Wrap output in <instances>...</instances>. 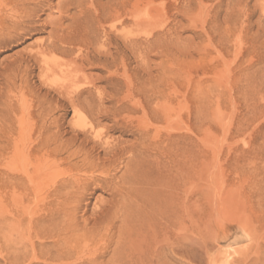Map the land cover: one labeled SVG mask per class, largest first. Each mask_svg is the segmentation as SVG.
<instances>
[{
    "label": "bare ground",
    "instance_id": "bare-ground-1",
    "mask_svg": "<svg viewBox=\"0 0 264 264\" xmlns=\"http://www.w3.org/2000/svg\"><path fill=\"white\" fill-rule=\"evenodd\" d=\"M73 9L78 11L71 14ZM130 19L131 0H0V56L33 33L49 35L0 63V240L25 229L29 247L11 264H153L184 216L195 225L193 205L185 206L190 200L184 207L179 200L196 170L199 101L193 98L187 115L172 120L167 103L179 101L181 90L150 85L139 90L146 100L127 105L111 95L106 107V94L84 70L101 66L109 70L106 80L114 81L120 66L115 32ZM123 41L130 88L133 41ZM33 76L37 88L30 85ZM77 83L83 86L74 88ZM85 113L94 120L86 123ZM104 121L112 125L102 127ZM183 127L191 133L188 145L178 134ZM99 190L110 198L79 219ZM178 242H171L175 249Z\"/></svg>",
    "mask_w": 264,
    "mask_h": 264
},
{
    "label": "rangeland",
    "instance_id": "rangeland-1",
    "mask_svg": "<svg viewBox=\"0 0 264 264\" xmlns=\"http://www.w3.org/2000/svg\"><path fill=\"white\" fill-rule=\"evenodd\" d=\"M49 14L41 13L37 25H43ZM115 35L120 41L119 54L115 55L120 66L113 82L106 80L109 70L84 65L106 94V107L111 106V95L127 105L146 100L139 90L150 85L181 90L179 101L167 103L172 120L178 114L187 115L193 98L202 106L201 120L193 133L196 170L182 187L185 190L179 200L183 207L190 200L185 206L193 205L195 225L192 227L189 216H184L175 235L169 236L175 238H169L171 242L179 241V247L175 249L168 239L164 242L166 253L162 256V251L157 258L160 261L153 264H264V0H131V19L118 25ZM123 36H131L133 41L128 60L130 88L124 79ZM30 38L4 52L0 63L35 40H48L49 35L33 33ZM97 39L100 45L101 36ZM97 45L84 54L92 53ZM38 74L36 70L34 76ZM34 76L30 85L37 88L40 82ZM82 86L77 83L74 88ZM30 103L35 107L34 101ZM88 114L83 116L86 123L94 120V115ZM72 116L70 110L67 122ZM136 116L142 118V112ZM108 125L112 122L102 123V127ZM184 128L178 134L188 145L191 133ZM119 135L109 136L115 139ZM109 198L104 190L95 192L87 199L89 203H84L88 210L78 213L79 219L90 216ZM25 237V229L19 234L11 230L0 240V264H11L25 247L29 249ZM126 250L123 253L128 256L130 250Z\"/></svg>",
    "mask_w": 264,
    "mask_h": 264
}]
</instances>
